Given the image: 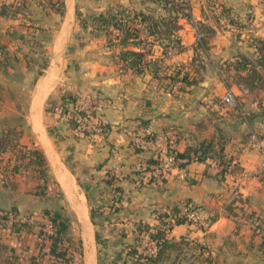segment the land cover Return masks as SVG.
<instances>
[{
	"label": "crops",
	"instance_id": "obj_1",
	"mask_svg": "<svg viewBox=\"0 0 264 264\" xmlns=\"http://www.w3.org/2000/svg\"><path fill=\"white\" fill-rule=\"evenodd\" d=\"M13 2L0 0V7ZM116 4L131 14L141 11L155 20L169 14L151 0H63L61 14L48 8L44 13L41 6H30L31 18L36 19L31 24L39 28V36L52 31L41 41L47 45L50 56L40 76H34L36 66L33 68L29 65L31 62L24 61L25 53L34 55L33 51H25L27 48L22 43L25 28H21L16 19L0 15V54L6 58L2 65L0 57V91L27 92V102L14 109H27L35 122L39 109L47 111L50 126L60 134L58 148L83 191L78 192L61 171L55 170L73 210L80 217L81 225L76 222L81 237L70 231V239L80 240L83 246L79 254L73 255L64 253L62 246H53L50 250L44 247L46 261L48 264H104L105 261L136 264L125 256L128 246L137 241V249L145 253H149L150 247L141 240L146 234H138L137 226L146 225L149 230L163 228L161 217L167 215L163 220L170 221V212L187 200L202 209L207 221L204 226L169 222L165 237L180 241L182 247L183 241L187 242L184 248L188 251L187 257L177 256L175 264L195 263L189 255L196 254L192 246L198 247L197 252L202 248L209 251V258L218 264H264L262 232L247 219L250 213L264 217V184L260 180L264 175L262 156L259 150L248 145L250 134H254L264 149V117L253 113L264 95L260 89L251 90L242 81L232 80L242 72L228 70V81L222 74V67H229V62L238 56H255L254 40L264 41V0H188V16L177 14L179 27L172 31L169 39L148 34L145 23L129 21L128 25L145 41L142 48L145 65L139 72L116 67L105 57V64L98 63V57L85 54L87 47L103 44L104 38L96 33L80 40L85 48L74 56L73 75L67 72L70 74L67 78L62 73L59 79V49L67 42L64 30L59 32L66 28L64 19L75 17V6L82 17L103 13ZM229 19L240 26L235 25L239 31L228 24ZM75 25L79 29L88 26ZM156 28L162 26L159 24ZM33 34L37 33L28 32V35ZM173 37L179 39V49L168 44ZM198 41L199 48L196 47ZM115 47V50L121 49L120 45ZM126 48L135 49L129 44ZM151 62H156L154 67ZM174 68L186 71L188 79L196 82L181 84L177 81L179 85L172 89L164 75ZM33 77L36 78L29 90L20 85ZM56 87L75 94L82 104L88 105L97 93L112 101L115 107L95 109L89 119L91 130L80 133L78 128L67 127V115L59 116L57 108H53L57 114L51 113L48 99L59 95L53 93ZM227 90L236 98L234 106L228 107L222 102ZM55 102L56 106L58 102ZM68 110L70 112V106ZM100 120L105 122V128L98 130L96 125ZM41 132L38 137L42 136L41 141L49 143ZM146 137H169L173 140V150L190 152L192 159L184 164V179L178 177L176 170L166 175L156 170L159 154L152 146L141 143ZM201 144L207 146L205 158L194 160L191 150ZM234 156L237 164L227 171V159ZM16 180L14 189L0 184V207L20 212L13 221L18 222V217L32 211L40 213L41 209L50 208L49 201L33 193L34 184L29 179ZM114 188L118 189L116 194ZM117 196L119 199L115 202ZM84 201L88 211L92 208L94 224L89 215L86 216ZM227 207L233 215L227 213ZM17 231L11 242L18 240V243L11 252L34 254V248L41 243L37 230ZM95 232L99 243L95 242ZM168 260L155 264H168Z\"/></svg>",
	"mask_w": 264,
	"mask_h": 264
},
{
	"label": "rangeland",
	"instance_id": "obj_2",
	"mask_svg": "<svg viewBox=\"0 0 264 264\" xmlns=\"http://www.w3.org/2000/svg\"><path fill=\"white\" fill-rule=\"evenodd\" d=\"M51 1H53V2H51ZM55 1L56 0H14V2H13L14 4L11 3V5L12 4L14 5V7L12 9H9L7 12V15L5 16V17H10V18L16 19L18 25H20L21 28L22 27L25 28V32L21 36L22 43L25 45V48H27L25 51H29V52L33 51L34 55L36 54V56L31 55L30 53L28 54V52H27V55L25 53L26 58L24 59V61L27 63L31 62L29 65H31V67L33 66V68H34V66H36V68L34 70H35L37 76H40L44 73L45 66L47 65V62H46L47 56L48 55L50 56L47 45L45 43L41 42L42 39L46 38L48 31L45 32L42 36H39L41 31L38 30L39 28L37 26H33L31 24V22L35 23L36 19L31 18L32 14H31V10L29 7L33 6V5L34 6L37 5V6H41V10L44 13H47V10L50 9V10H54L55 12L61 14L62 10L60 11V10H58V8H56V7H60V5ZM152 2H153V5L159 4L154 0ZM116 5H114V6H116ZM79 19L85 21L88 26L85 28L79 29L75 25V24L79 25L78 19H76L73 16L71 18L66 17V20L64 19L65 23L63 24V26L66 28L62 29V30L60 29V31H59V32H62L64 30L63 32L67 34L66 35L67 36V42L65 41L66 43L64 45H62L59 49V51H60L59 58L61 61V66H60L61 70H60L59 79L62 77V73H63V75H67L66 76L67 78H68V75L70 76V74H67V72H69V73H71V75H73V70H74V66H75V57L74 56L78 52L82 51L85 48L84 47L85 43L80 41V40L85 39L86 37H93L94 34H96V33L97 34L99 33L101 35V37L104 38L103 44L99 45L98 47H95V46L94 47H87L85 54L92 55L93 56L92 58L98 57V63H101V62L104 63L103 58L105 57V60L112 63L114 66L120 68V61H119V56H118L119 50H115V48H116L115 45H117V44L113 45V44L107 43V38H110L112 41V38L114 36L113 30L111 28H109L108 31L105 32V34H104V32H101L95 26L91 15L82 16V17H79ZM228 24L232 28L237 26V25L235 26L231 23H228ZM57 28H58L57 26L54 27V30H57ZM27 31L29 33H37V34H35L36 37L34 34L28 35ZM51 32L52 31H49L48 34L50 35ZM28 36H30L31 38H28ZM102 50L105 53H103ZM106 50L109 52L107 53ZM33 56H34L35 60H33ZM0 57L3 58L1 60V64L3 65L4 63H6V61H5L6 58H5V56H2V54H0ZM234 61H236V60L229 62V64H228L229 67H227V66L222 67V69H223L222 74L224 75L223 79H226L227 81L229 80V78L226 77L227 71L233 70ZM104 69L105 68H103V70H102L103 72H105ZM237 75L238 76L233 77L232 80H235V81L240 80V81L244 82V80L240 76V74L238 73ZM201 78L202 77L198 78L197 81H200ZM22 84L20 83L21 86L26 87V90H29V88L32 87L33 83L31 81V79L30 80L26 79L25 82L22 81ZM245 86L251 90L257 89V88H251L250 86H247V85H245ZM261 88H263V87L261 86ZM60 89L61 88L58 89L57 87L54 88L53 93H57V95H58V93H59L58 91ZM8 91L5 93H3V92L1 93V91H0V134L2 131H4V129H8V131L10 129L12 131V134L9 136V138L10 139L11 138H13V139L18 138V142L20 145H23L24 147H26L28 149H35V150L40 151L43 154L44 158L46 159L45 161H46V164L48 167H47V170L45 169V170H43V172L37 173L36 171H34L32 169V167H30L28 164H26V159H25V156L23 155V157H20L21 162L20 163L18 162L19 163V169L17 171H14V175L12 177H10L9 176L10 174L6 173L5 171L0 172V184L3 187L10 188L9 181L14 183V185H17L18 181L16 179H19L20 177H23L24 179H29L30 182H32L34 184L33 189L35 190V192L33 191V193L35 195L43 196V198H45L51 204L50 208L48 210L54 211V212H56V214L58 213V215H60L62 217V219L65 221V223L69 227V230L73 231L75 233V235H77V237H81L80 228L78 225V223H80V225H81L80 219L78 218L77 213L73 210L71 202L68 198V195L63 190L61 183L58 181L56 173H55L56 169L61 171V173H63V175L65 177L70 178V181L72 182L74 187L77 188L78 192H80L81 194L83 193V191L80 190V187L78 186V184L74 178L73 169L71 168V165L69 164V162L66 161V159H64V156L62 155V153L60 152V150L58 148V141H59L60 134L58 135L56 133V131L54 132V128H52L50 126L47 111H44L43 109H39L38 113H37L38 115L36 116V122H35L34 118L32 119V117L30 116V112L27 109L26 110H15L14 109V106L23 105L27 102V96H28L27 92H25L23 94V93L15 92V90H12L13 92H11L8 89ZM261 91L263 92V95H264V90L261 89ZM73 95H75V94H73ZM29 96L31 98V93ZM96 96L102 97L101 95L94 93L93 97H96ZM75 97H77V96L75 95ZM260 99H261V102H259L260 106L258 107V110L256 112H253V113H258V112L262 111L261 107H264V96H262ZM3 101H4V104L2 103ZM261 105H263V106H261ZM45 107H48V104ZM54 112H55V114H57L56 110L51 109V113H54ZM2 113H5V114H2ZM66 124H67V127H70V125L67 122H66ZM31 125L33 126V128ZM40 130H42V132H41L42 135L44 134L47 137L49 143L47 142V140H46V142H42L41 141L42 136L38 137ZM21 137L23 138L22 141H21ZM49 144L52 146L53 150ZM48 150H49V152H48ZM2 155H3V159H1V160L6 161V163H9L11 165V163L13 164L15 162V159H17L16 157L20 156L21 154L15 153L11 156V154L9 152H4ZM47 157H48V160H49L51 166H50L49 162H47L48 161ZM68 173L71 175L73 180ZM84 203H85V201H84ZM0 208L3 209L4 211L8 212L7 218H5V219L0 218V264H48V262L45 259L46 258L45 257L46 251L43 249V243L41 241H40L41 242L40 244H39V242L37 244H35V246L38 244L39 245H38V247L36 246L37 248L36 247L34 248V250H33L34 254H32V255L31 254H25V253L23 254L20 251L19 252H14V251L11 252L14 245L16 243H18V240H15V243L11 242V241H13L12 236L15 237V232L17 230L18 231H24V230L30 229V227H28L25 224H21L20 222L12 221V218H10V216H13V215H11L9 213L19 214L20 212L17 209L11 208V207H8L6 209H4L2 207H0ZM85 208H86V213H87L86 216H88L89 211H88V206L86 205V203H85ZM24 211H25V213L28 212V210H24ZM74 215H75L76 219H75ZM76 220L78 223L76 222ZM35 229H39V227H35ZM93 229H94V227H93ZM82 235L84 237V231H83ZM19 236L16 235V237H19ZM75 241L79 242L80 240L76 239ZM99 242H100V239H99ZM82 246L83 245L80 244V247H82ZM184 253H186V254H184ZM193 254L194 253H189L190 256H193ZM175 255L176 254H175L174 250L170 249L169 260H168L169 263L168 264L177 263L176 262L177 256L175 257ZM179 255H182L181 257L184 256L186 258L188 255V251L186 252V250H183L178 254V256ZM181 259L185 260L184 258H181ZM77 261H79V258L78 259L76 258V262ZM105 263L111 264L112 261H105L104 264ZM190 263L191 264H201L197 261H195V263H193L191 261ZM99 264H103V263L99 262Z\"/></svg>",
	"mask_w": 264,
	"mask_h": 264
},
{
	"label": "trees",
	"instance_id": "obj_3",
	"mask_svg": "<svg viewBox=\"0 0 264 264\" xmlns=\"http://www.w3.org/2000/svg\"><path fill=\"white\" fill-rule=\"evenodd\" d=\"M154 1L159 3L158 5H160L162 8H165L169 12V14L166 17H162L159 20H155L154 18L142 13L141 11L138 12L134 11L131 14L121 5L109 6L106 8V10L103 13L91 15L95 26L101 32H104L105 34V32H107L109 28L113 30L114 36L112 38V41L110 38H107V43L113 45L117 44L121 46V49L118 52L120 68H129L132 69L133 71L139 72L145 65L143 62V51H142L145 41L137 35V30L132 28L130 25H128L127 22L136 21L138 23H145L148 26L147 27L148 34H154L157 35L159 38L165 37L169 39L170 35L173 34L172 31L175 28L179 27V25L176 24L178 17L177 14H179V16H185V17L188 16V0H154ZM55 2H57L60 5V7H56V8H58V10L61 11L63 9V0H56ZM13 4L1 6L0 15L6 16L8 10L14 7ZM79 17H80V13L78 11V7L75 6V18L79 20V26L84 27L86 25V22L80 20ZM229 23L233 25H237V23L234 22L232 19H229ZM159 24L162 26L161 29L156 28V26ZM169 43L170 45L176 47L177 49L181 47L178 38L173 37L172 39L168 40V44ZM254 43H255V51H256L255 56L252 58H248L242 55L238 56L236 61H234L233 69L235 71L242 72L240 76L243 78L244 80L243 83L245 85L250 86L251 88L264 90V41L256 39L254 40ZM128 44L135 49L126 48ZM196 47L197 48L200 47V41L197 42ZM155 63L156 62H151V66L154 67ZM34 76H37V74L35 73ZM164 77L169 80L170 86L177 81H179L181 84L183 83L191 84L196 82L194 79L191 80L188 79L186 71H181L180 69L177 68L172 69V71L169 74L164 75ZM35 78L36 77H33L31 81L33 82ZM261 86L263 88H261ZM58 94L59 95L56 98L49 97L48 100H49L50 110L55 107L57 108L56 110L59 116H63L67 114V123L70 125L71 128L77 129L79 123L76 121L75 115L77 114L79 116H82L84 114L83 110L81 109L80 102H78L77 97H75V95H73L70 92H64L62 90H59ZM55 101L58 102L56 106H55L56 103ZM68 106H70V112L68 110ZM261 110L262 111L258 112L257 114L259 116L264 117V107H261ZM11 134L12 131L10 129L9 131L8 129H4V131L1 132L0 155H2L4 152H9L11 156L15 153L17 154L20 153L21 155L16 157L17 159H15V162L13 164L11 163L9 168L0 169V172L5 171L6 173L10 174L9 175L10 177H12L14 175V171H17L19 169V163L21 162L20 157H23V155L25 156L26 164L32 167V169L37 173L43 172V170L45 169L47 170V164L43 154L38 150L28 149L23 145H20L18 142V138L10 139L9 136ZM191 151L193 152V159L200 161L205 158L207 152V146L201 144L196 149H192ZM173 152L175 156L180 158H185L187 162L190 159H192V157L191 158L189 157L190 154L189 151L187 153H178L175 150H173ZM75 179L77 180L78 184H80L77 176L75 177ZM260 180L264 184V175L260 177ZM9 186L10 189L15 188L14 183L10 181H9ZM117 190H118L117 188L113 189L115 194ZM118 199L119 198L117 196L115 202L118 201ZM187 204H191V203L185 200L178 207L174 208L169 215L171 219L170 221L164 222L163 219L167 215L161 217L160 224L164 225L163 228L157 227L153 230H149L150 229L149 226L146 225L137 226L138 234L139 233L146 234L148 238L154 243L156 247V252L154 254L139 251L136 246L137 243L136 241L135 244L128 246V249L125 252V256L131 257L136 264H155L159 261L168 260L170 249L174 250L176 254L175 257L178 256V254L181 251L185 250L184 248H187L185 247L187 242L183 241L184 246L182 247L180 246L181 243L180 241L179 242L170 241L165 237V230L169 228V222L189 224L185 222V219L182 216L179 215L181 207ZM231 212H232L231 208L227 207V213L233 215ZM40 213L43 216L49 217L52 222V233L50 235H47L45 239H43V249L48 248L50 250V247L62 246L63 251L64 253L66 252V254H71V255L79 254L81 251L80 244L78 241L70 239L71 235H70L69 227L62 219V217L58 215V213L56 214V212L49 211L48 209H42ZM9 214L13 215L11 216L13 218L16 215L15 213H9ZM7 215L8 212L0 208V218L5 219L7 218ZM89 217L91 222L94 224V221L92 220V208L90 207H89ZM247 219L255 227V229L262 232V243L264 244V217L260 218L250 213L247 215ZM36 232L39 237L40 231L37 230ZM94 239L96 243H99V237L96 233L94 235ZM136 240H138V237H136ZM192 248L196 249V254H193V259L195 261L201 264H211V259L209 258V255L204 251L203 248L199 249L198 252H197L198 250L197 246H192ZM111 264H115V263H111ZM186 264H191V263H186Z\"/></svg>",
	"mask_w": 264,
	"mask_h": 264
},
{
	"label": "built area",
	"instance_id": "obj_4",
	"mask_svg": "<svg viewBox=\"0 0 264 264\" xmlns=\"http://www.w3.org/2000/svg\"><path fill=\"white\" fill-rule=\"evenodd\" d=\"M234 30L239 31V27H236ZM159 66H162V63H159ZM179 85V82H175L172 85V89H175ZM222 102L228 106H234L235 105V98L234 95L230 91H225L222 96ZM81 104V109L83 110V115H75L76 121L79 123L78 130L80 133H83L87 130H91V126L89 123V119L91 117L92 112L95 109L101 108V107H115V104L103 97L96 96L92 97L88 103ZM67 115V114H65ZM97 129L101 130L105 128V122L102 120L97 122ZM143 144L152 146L154 149L158 151L157 156V164L155 165L156 170L163 173L168 174L171 170H176L177 175L179 178L184 179L186 176V171L184 170V164L187 162L185 158H180L175 156L173 152V140L171 138H157V137H146L142 140ZM248 145L251 148L257 149L261 152L262 156V164L261 168L264 169V149L262 143L257 140L256 136L254 134H250ZM3 159V155H0V169L9 168L10 164L6 163V161L1 160ZM237 164V158L229 157L227 159V166L226 169L229 171L231 168H233ZM179 215L182 216L185 219V222L197 225V226H204L206 224L205 216L201 208L193 206L192 204H187L181 207ZM10 218L13 217L10 216ZM17 221L21 224H25L30 229H33L35 227H39V229H36L40 231L39 240L43 243V239L47 235H50L52 233V222L49 217L43 216L41 213H37L35 211H32L28 214L22 215L17 218ZM141 240L144 242V244H150V247L148 248L150 254H154L156 252V247L154 243L148 238L147 235H144L141 237ZM208 255L211 253L209 251H206ZM211 264H218L211 258Z\"/></svg>",
	"mask_w": 264,
	"mask_h": 264
},
{
	"label": "bare ground",
	"instance_id": "obj_5",
	"mask_svg": "<svg viewBox=\"0 0 264 264\" xmlns=\"http://www.w3.org/2000/svg\"><path fill=\"white\" fill-rule=\"evenodd\" d=\"M67 179H68V180H70V178H69V177H67ZM65 186H66V187H68V186H69V183H68V182H66V183H65ZM74 206H75V205H74ZM78 208H79V207H78ZM77 216H78V214H77ZM78 218L80 219V217H79V216H78Z\"/></svg>",
	"mask_w": 264,
	"mask_h": 264
}]
</instances>
